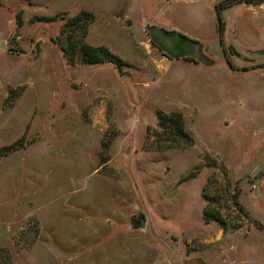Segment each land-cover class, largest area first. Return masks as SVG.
<instances>
[{"label":"rangeland","instance_id":"obj_1","mask_svg":"<svg viewBox=\"0 0 264 264\" xmlns=\"http://www.w3.org/2000/svg\"><path fill=\"white\" fill-rule=\"evenodd\" d=\"M0 264H264V1L0 0Z\"/></svg>","mask_w":264,"mask_h":264},{"label":"trees","instance_id":"obj_2","mask_svg":"<svg viewBox=\"0 0 264 264\" xmlns=\"http://www.w3.org/2000/svg\"><path fill=\"white\" fill-rule=\"evenodd\" d=\"M264 0H245L247 4H256ZM222 6V5H221ZM218 8V7H217ZM221 19L218 18V30L222 32ZM221 35V34H220ZM61 50L66 53L69 50V43L67 40L62 42H57ZM81 61L87 64L96 63H110L113 64L116 69H120L121 61L118 57L113 55L105 47H91L84 46L80 53ZM158 127L160 139L165 144L163 147L165 150L170 149H182L183 145L181 141H186L188 144L186 147L191 146L192 138L187 134L183 128V123L181 116L178 114H173L170 116L159 115L158 117Z\"/></svg>","mask_w":264,"mask_h":264},{"label":"water","instance_id":"obj_3","mask_svg":"<svg viewBox=\"0 0 264 264\" xmlns=\"http://www.w3.org/2000/svg\"><path fill=\"white\" fill-rule=\"evenodd\" d=\"M148 33L150 35V38L152 40V43L154 45H156L157 47H159V49L169 58L172 59H176V58H180V57H189L192 58L194 60H198L203 64H207V61L204 59V57H202L198 51V42L187 39L185 36L177 33V32H168L163 30L162 28H158V27H151L148 29ZM161 37L164 38H172V37H180L183 38L184 40H186L187 42H190L193 45V49L192 51H188L186 53L181 54L180 56L177 55V53H173L171 52V49L166 48L163 44V42L161 41ZM233 51V49H231ZM140 216L139 214L134 216L132 218V222L134 221V219L136 217ZM144 227V221H141V225L140 228Z\"/></svg>","mask_w":264,"mask_h":264}]
</instances>
